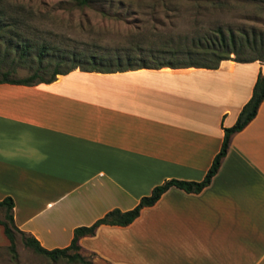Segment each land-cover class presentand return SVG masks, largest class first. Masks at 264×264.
Wrapping results in <instances>:
<instances>
[{
  "label": "crops",
  "instance_id": "1",
  "mask_svg": "<svg viewBox=\"0 0 264 264\" xmlns=\"http://www.w3.org/2000/svg\"><path fill=\"white\" fill-rule=\"evenodd\" d=\"M264 62L214 68H74L0 83V200L51 249L167 179L200 181ZM8 243L0 225V246ZM93 264H264V97L199 192L167 188L125 226L78 240Z\"/></svg>",
  "mask_w": 264,
  "mask_h": 264
},
{
  "label": "rangeland",
  "instance_id": "2",
  "mask_svg": "<svg viewBox=\"0 0 264 264\" xmlns=\"http://www.w3.org/2000/svg\"><path fill=\"white\" fill-rule=\"evenodd\" d=\"M216 28L225 36L232 32L237 47L259 56L264 0H0V79H20L33 72L47 78L54 67H68L72 54L85 63L90 54L103 60L119 55L124 62V55H135L138 46L204 47L216 38ZM190 59L211 62L183 52L154 55L155 61ZM80 253L83 260H50L25 247L15 233L13 250L8 243L0 246V264H93L92 253Z\"/></svg>",
  "mask_w": 264,
  "mask_h": 264
},
{
  "label": "trees",
  "instance_id": "3",
  "mask_svg": "<svg viewBox=\"0 0 264 264\" xmlns=\"http://www.w3.org/2000/svg\"><path fill=\"white\" fill-rule=\"evenodd\" d=\"M78 3H85L88 0H76ZM217 35L216 38H211L206 41V46H162L155 49L138 46L135 48V55L131 53L125 54V61L122 62L119 55H116L114 59L103 60L102 57H96L94 54H90L85 57V61L76 60V54H72L70 65L64 69H59L54 67L47 78H38L36 72L20 78V79H7L3 77L0 79V83H14L30 85L37 82H50L55 78L56 74L66 73L74 68H79L84 71H99V72H111L134 68H159L162 66L169 67H205L214 68L218 62L222 59H229V55L232 53L234 57L232 58L237 62H247L259 60L264 62V46L260 42L259 50L262 52L259 56H251L242 50V47H237L235 43V36L232 32H228L227 36L224 35L220 28L214 30ZM253 49L256 47H252ZM178 52H183L185 55L189 56H203L211 60V62H201L197 60L190 59L186 62L176 63L172 61H155L154 55L156 54H166L175 55ZM43 49L38 53V62H42ZM62 56V55H61ZM63 56H65L63 54ZM61 57V59L63 58ZM58 63H56L57 65ZM55 65V66H56ZM38 78L37 80H34ZM264 97V73L259 72L253 83L251 94L246 102L240 108L234 123L229 127L223 128L222 141L219 150L214 155L211 160L209 167L207 168L203 178L200 181H185L178 179H167L162 183L154 186L148 195L140 197L138 202L128 210L121 211L117 208H113L105 212L101 217L95 219L89 225H79L73 228L72 237L70 242L64 247H55L51 249H46L42 247L39 242L31 235L25 234L24 232L18 230L13 224L12 219V207L13 202L10 197H4L0 200V209L2 210V218H0V225L2 226L3 233L8 241V248L13 250L15 233H18L21 238L22 244L31 249L34 253L42 255L50 260H57L64 258L67 260H83L81 255V247L78 244V240L82 236L93 235L95 229L100 224L108 225H118L125 226L129 224L133 219L137 217L139 211L142 207L152 205L167 188L170 186H175L186 192H199L205 185L210 182L211 177L217 171L221 158L225 155L227 150L228 142L230 136L242 129L255 115L257 108Z\"/></svg>",
  "mask_w": 264,
  "mask_h": 264
}]
</instances>
